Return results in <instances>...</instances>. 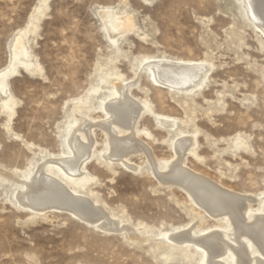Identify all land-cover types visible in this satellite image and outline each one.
<instances>
[{
	"label": "rangeland",
	"instance_id": "374dc122",
	"mask_svg": "<svg viewBox=\"0 0 264 264\" xmlns=\"http://www.w3.org/2000/svg\"><path fill=\"white\" fill-rule=\"evenodd\" d=\"M37 3L0 0V69ZM103 6L135 17L137 28L118 47L102 30ZM29 36L40 68L31 74L18 67L8 77L14 105L11 112L0 102V169L22 177L43 158L61 154L72 114L101 120L98 96L112 90L120 74L127 83L136 80L135 98L178 119L171 132L151 115L140 119L139 127L150 132L141 139L156 158H172L169 143L176 132L193 134L197 155L187 156L186 167L225 189L251 195L253 207H259L257 196L264 195V36L233 11L231 0H50L47 15ZM151 55L207 59L212 71L193 93L169 89L135 65ZM98 86L92 92L97 97L87 98ZM78 100H84L82 112H74ZM93 137L95 153L86 165L93 179L83 194L114 213L121 227L142 225L141 235L107 232L68 210H26L15 199L17 188L0 171V264H197L193 249L173 246L162 233L172 234L176 227L199 232L225 219L208 214L180 186L159 180L144 154L131 156L141 165L136 172L106 159L101 127H95Z\"/></svg>",
	"mask_w": 264,
	"mask_h": 264
},
{
	"label": "bare ground",
	"instance_id": "6f19581e",
	"mask_svg": "<svg viewBox=\"0 0 264 264\" xmlns=\"http://www.w3.org/2000/svg\"><path fill=\"white\" fill-rule=\"evenodd\" d=\"M49 1L38 0L26 27L16 34L8 63L0 69V102L3 108L11 112L14 101L8 92V77L16 72L18 67L31 74L40 68V63L35 62L31 55L29 34L37 32L41 19L48 13ZM231 1L233 11L255 32L264 36V0ZM101 8L102 30L105 31L109 43L118 47L120 39L137 28L135 17L125 9L116 10L114 6ZM138 64L154 83L191 93L205 83L212 71V62L207 59L151 55L136 59L135 65ZM115 76L112 90L98 96L101 104L96 110L100 109L102 116L97 123L93 122L96 120L94 117L81 111L84 100L75 103L74 112L82 113H73V119L67 121L69 131L65 136L66 148L61 154L43 158L45 160L42 163L22 177L16 171L0 169L4 173L2 175L13 183L12 188H17L16 201L26 210L33 212L68 210L83 221L95 224L107 232L123 229L127 230L132 238L140 236L142 225L133 227L124 224L125 226L121 227L114 213L99 205L97 199L83 194L82 190L93 179L86 165L95 153L93 136L95 127L99 126L106 136V146L101 150L106 159L118 161L136 172L141 165L132 163L131 156L144 154L152 172L159 180L180 186L191 200L208 214L225 219L224 224L219 223L207 229L200 228L199 232L193 229L180 230L176 227L172 234L162 233L174 243L173 246H180L183 250L193 249L192 253L197 255V264H264V195L257 196L259 207L254 208L251 195H241L225 189L206 176L187 168V156L192 153L197 155V139L195 135L184 133L183 130L176 132L169 143L173 150L172 158H156L141 139L143 134L150 136V132L139 127L140 119L151 115L169 132L175 130L178 119L155 112L146 100L139 101L135 98L131 87L137 84L136 80L127 83L120 74ZM99 88L91 87L89 93L97 92ZM93 96L97 97L92 93L87 98ZM236 144H239L238 139Z\"/></svg>",
	"mask_w": 264,
	"mask_h": 264
}]
</instances>
